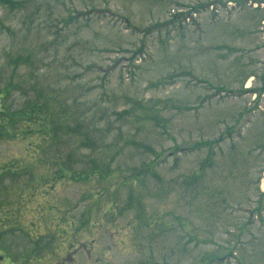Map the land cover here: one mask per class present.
<instances>
[{
  "label": "rangeland",
  "instance_id": "1",
  "mask_svg": "<svg viewBox=\"0 0 264 264\" xmlns=\"http://www.w3.org/2000/svg\"><path fill=\"white\" fill-rule=\"evenodd\" d=\"M1 113L21 264H264V0H0Z\"/></svg>",
  "mask_w": 264,
  "mask_h": 264
},
{
  "label": "flooded vegetation",
  "instance_id": "2",
  "mask_svg": "<svg viewBox=\"0 0 264 264\" xmlns=\"http://www.w3.org/2000/svg\"><path fill=\"white\" fill-rule=\"evenodd\" d=\"M21 256L10 248L0 237V264H21Z\"/></svg>",
  "mask_w": 264,
  "mask_h": 264
},
{
  "label": "bare ground",
  "instance_id": "3",
  "mask_svg": "<svg viewBox=\"0 0 264 264\" xmlns=\"http://www.w3.org/2000/svg\"><path fill=\"white\" fill-rule=\"evenodd\" d=\"M247 87L250 89L251 88V82H248Z\"/></svg>",
  "mask_w": 264,
  "mask_h": 264
},
{
  "label": "trees",
  "instance_id": "4",
  "mask_svg": "<svg viewBox=\"0 0 264 264\" xmlns=\"http://www.w3.org/2000/svg\"><path fill=\"white\" fill-rule=\"evenodd\" d=\"M0 115H3V116H4V115H6V113H4V114H3V113H1Z\"/></svg>",
  "mask_w": 264,
  "mask_h": 264
}]
</instances>
